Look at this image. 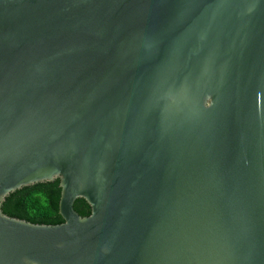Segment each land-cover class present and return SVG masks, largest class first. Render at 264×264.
Wrapping results in <instances>:
<instances>
[{
    "label": "water",
    "instance_id": "water-1",
    "mask_svg": "<svg viewBox=\"0 0 264 264\" xmlns=\"http://www.w3.org/2000/svg\"><path fill=\"white\" fill-rule=\"evenodd\" d=\"M55 180L0 264H264V0H0V206Z\"/></svg>",
    "mask_w": 264,
    "mask_h": 264
},
{
    "label": "trees",
    "instance_id": "trees-1",
    "mask_svg": "<svg viewBox=\"0 0 264 264\" xmlns=\"http://www.w3.org/2000/svg\"><path fill=\"white\" fill-rule=\"evenodd\" d=\"M58 181L22 188L8 195L1 203V211L12 217L35 223L62 221L58 212ZM74 209L82 216L90 213L84 200H77Z\"/></svg>",
    "mask_w": 264,
    "mask_h": 264
}]
</instances>
